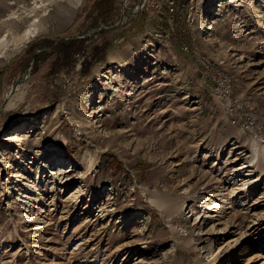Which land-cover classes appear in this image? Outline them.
I'll return each mask as SVG.
<instances>
[{
  "label": "rangeland",
  "instance_id": "rangeland-1",
  "mask_svg": "<svg viewBox=\"0 0 264 264\" xmlns=\"http://www.w3.org/2000/svg\"><path fill=\"white\" fill-rule=\"evenodd\" d=\"M138 1L0 0V264H264V0Z\"/></svg>",
  "mask_w": 264,
  "mask_h": 264
},
{
  "label": "bare ground",
  "instance_id": "bare-ground-1",
  "mask_svg": "<svg viewBox=\"0 0 264 264\" xmlns=\"http://www.w3.org/2000/svg\"><path fill=\"white\" fill-rule=\"evenodd\" d=\"M34 22H35V20H34ZM33 24L30 23V25H28L23 30V33L19 37L13 38L12 40L7 39V41H6V39H4V37H2V39L0 40V58L6 54L5 50H6V47L8 46V43H11L15 46H19L20 44L26 43L28 40L35 37V35L38 33V29L36 27L32 28ZM110 58L113 61L114 60H116L118 62L120 61V57L118 54H112L110 56ZM129 73L131 75L133 74L131 71H129ZM17 87L18 88L16 89V92L8 98V101L5 104V109H7V110L14 108L24 98V91L22 90L21 87H19V85ZM87 102H88V105L91 106L94 103V98L91 96H88ZM22 132H25V130L18 132V134H16V135H20ZM12 138H13V136H12ZM15 138H17V136ZM255 148H257V147L255 146ZM262 149L264 150V147ZM231 184L233 185L232 193H231L234 195L233 198H235V200H239L241 202L247 201V199L249 197V195L247 193H248V188H250V186L246 185L247 183L242 179H239L237 181H233ZM239 194H241V197H237ZM213 203H214V201H212V203H211L212 206L210 207V209L208 208V210H211L212 208L218 207L216 203H214V204ZM256 204H257V202L254 205H256ZM225 208H226L225 203L222 204V206L218 207V209H220V212H222ZM210 213L206 217L208 219H211L212 220L211 222L219 220L216 215L210 216L211 215ZM260 216L259 217L256 216L257 218H255V219L252 218V219L247 220L246 224L244 223V227H243L244 231L242 232V235L240 238H246V237L253 235L261 227V225L264 224V218H263L264 214H262ZM242 222H243V220L241 219L237 224H235V222H233V223H230L229 226L239 228L241 230L240 223H242ZM238 226H240V227H238ZM262 229L263 228H260V230H262ZM233 241H234L233 239L229 240V242H233ZM254 242H255V240H254ZM256 242L258 243L259 241H256ZM253 246L259 248L261 254L252 255L248 259V263L254 262L255 260H259L260 258H264V244L258 243V244H254ZM234 253L235 252L233 251L231 254L234 255Z\"/></svg>",
  "mask_w": 264,
  "mask_h": 264
},
{
  "label": "water",
  "instance_id": "water-1",
  "mask_svg": "<svg viewBox=\"0 0 264 264\" xmlns=\"http://www.w3.org/2000/svg\"><path fill=\"white\" fill-rule=\"evenodd\" d=\"M145 1H146V0H139V1H138V5H137V7H136L134 10H132L131 12L127 13L122 21H120V22H118V23H114V24H112V25H110V26H108V27H106V28H107V29H115V28H117V27L122 26V25H123V24H124L129 18H131V17L134 16L136 13H138L139 10H141V8L144 6ZM25 78H26V76H25ZM25 78H24V79H25ZM24 79L18 80V81L15 83V85L11 87V89L9 90V92L7 93V95L5 96V99L3 100V103H2L1 108H3V107L5 106V104H6L7 101H8V98H9L12 94L15 93V91H16V89H17V86H18L19 84H21L22 81H23Z\"/></svg>",
  "mask_w": 264,
  "mask_h": 264
},
{
  "label": "built area",
  "instance_id": "built-area-1",
  "mask_svg": "<svg viewBox=\"0 0 264 264\" xmlns=\"http://www.w3.org/2000/svg\"><path fill=\"white\" fill-rule=\"evenodd\" d=\"M225 100H228L233 106H240L239 102L236 99H232V95H230V90L225 87V93L223 94Z\"/></svg>",
  "mask_w": 264,
  "mask_h": 264
},
{
  "label": "snow or ice",
  "instance_id": "snow-or-ice-1",
  "mask_svg": "<svg viewBox=\"0 0 264 264\" xmlns=\"http://www.w3.org/2000/svg\"><path fill=\"white\" fill-rule=\"evenodd\" d=\"M13 2H14V0H13ZM32 3H34V4H35V3H36V0H32Z\"/></svg>",
  "mask_w": 264,
  "mask_h": 264
}]
</instances>
